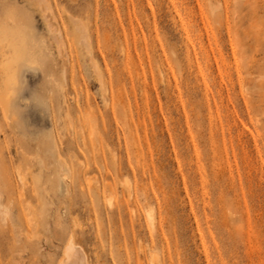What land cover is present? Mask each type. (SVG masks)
<instances>
[{
  "label": "rangeland",
  "instance_id": "1",
  "mask_svg": "<svg viewBox=\"0 0 264 264\" xmlns=\"http://www.w3.org/2000/svg\"><path fill=\"white\" fill-rule=\"evenodd\" d=\"M12 3L0 264H264V0Z\"/></svg>",
  "mask_w": 264,
  "mask_h": 264
},
{
  "label": "bare ground",
  "instance_id": "2",
  "mask_svg": "<svg viewBox=\"0 0 264 264\" xmlns=\"http://www.w3.org/2000/svg\"><path fill=\"white\" fill-rule=\"evenodd\" d=\"M51 27V26H50ZM49 27V28H50ZM77 28V27H76ZM53 30V29H52ZM51 29H50V32L52 33L53 31H52ZM55 30V29H54ZM78 30V29H77ZM79 31V30H78ZM54 34V33H53ZM4 65H5V63H4ZM5 68V67H4ZM7 68V67H6ZM10 79V78H9ZM5 84V83H4ZM5 89V88H4ZM7 90H9V89H7ZM3 91V90H2ZM6 91V90H5ZM12 93H13V91L12 90H10ZM10 91H9V93H10ZM12 93H10V94H12ZM1 94V93H0ZM7 95H8V92L6 93ZM11 97V96H10ZM9 97V98H10ZM1 100H2V98H1ZM0 100V101H1ZM8 96H7V98H6V96L4 95V98H3V102H4V108H5V106H8V104H7V102H8ZM5 110V109H4ZM261 162V161H260ZM261 168V167H260ZM264 169V168H263ZM263 173V172H262ZM262 176V175H261ZM264 178V177H263ZM262 179V178H261ZM264 188V187H263ZM263 201V200H262ZM263 203V202H262ZM71 244H72V246H71ZM69 245L71 246L70 248H69V250L67 251L68 253L66 254V256H68V260L66 261V264H73V262H75V264H88V261H87V258H86V256H85V253L82 251L83 249H81V248H79V247H73V243H69ZM78 246V245H77ZM66 253V252H65ZM65 259V258H64ZM63 264V263H62Z\"/></svg>",
  "mask_w": 264,
  "mask_h": 264
},
{
  "label": "snow or ice",
  "instance_id": "3",
  "mask_svg": "<svg viewBox=\"0 0 264 264\" xmlns=\"http://www.w3.org/2000/svg\"><path fill=\"white\" fill-rule=\"evenodd\" d=\"M13 7L14 5L12 3V0H0V9L8 10ZM73 264H75V262H73Z\"/></svg>",
  "mask_w": 264,
  "mask_h": 264
}]
</instances>
